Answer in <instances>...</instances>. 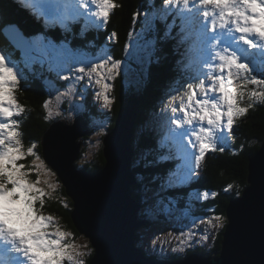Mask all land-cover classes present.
<instances>
[{
	"label": "rangeland",
	"instance_id": "374dc122",
	"mask_svg": "<svg viewBox=\"0 0 264 264\" xmlns=\"http://www.w3.org/2000/svg\"><path fill=\"white\" fill-rule=\"evenodd\" d=\"M113 2L114 0H112V4ZM5 3L6 1L4 4ZM28 4H31L33 11ZM24 5L30 12H24L22 10ZM11 6H15L14 11H21L26 16L27 20L29 17L35 18V20L38 21L37 25L40 26V34L44 37L40 36L37 37V39H32V52L30 54L20 53L18 61H16L12 56H9L7 53L3 52L2 47H0V57H3L4 63L7 65V67L12 68L13 72L17 74V80L22 76V74H20L21 68L19 66V62L26 64V67L32 74H41L39 69L36 71L33 70V64L39 63L40 66H43L42 70H46L57 75L61 85L55 84V82L48 77H45L43 80L45 84L44 87L46 90V96L44 98L45 101L42 105V110L44 113V121H51L49 127L53 123L61 120L64 121L67 126H71L75 119L81 113H83V110H95L100 111L103 114L102 116H99L98 114H94L95 116L89 115L92 118H89L88 122V124H90V132L88 133L84 144L80 143V149L83 148L84 152L82 155L78 154V158L75 160V162L81 166L85 164H92L96 159V155L100 147L103 146L102 137L105 136V133L112 122V113L110 110L112 107H114V88L116 86L117 79L121 80L120 82H122L124 89H133L136 92H138V89L142 85H145L144 82L148 79V67L155 57L153 42L154 38L150 35V27L152 25V20L155 19L156 14H159L163 19L166 17H169L170 19V23L168 22L165 24V28L163 30L164 38L170 37L169 29H172L173 26L178 25L177 32H181L182 35L178 36L176 40L178 42L180 40L186 42L188 39L185 17L183 15L184 5L178 2V0H172L171 5L165 3L163 0L160 4V8H157L152 3L149 13L144 18V20H146L144 27L139 30L135 29V31H132L129 34L122 59H116L114 57L113 52L116 46L115 38L112 35L107 36L106 33H104L107 21L102 23L101 21L103 18L97 15V13H99L101 10L100 5H95L92 12L84 14L80 12L73 13L71 11V8H73V0H67V2H65V0H23L17 4H12ZM191 6L192 3L189 4V7ZM111 8L113 7L108 9L109 12ZM35 10L36 12L49 11L51 15L48 14L39 16L40 14L36 13ZM203 10L211 12L214 9L205 6ZM175 12L177 20L174 18ZM170 16L172 18H170ZM42 17L45 20L47 19L48 23L45 22ZM178 20L181 21L182 27L180 26V23H178ZM85 22H87V24ZM16 24H14L13 27L21 29V27ZM80 26L82 28H80L79 36L78 34L76 35V40L80 38L81 34H86L87 29L92 28V30H94L95 28L97 29L96 32L99 37L98 39H100V35H104V41L107 40L110 43L105 44L104 41L100 40L97 42V40H95V44L97 45L96 49L94 50L95 47L93 45L91 46L90 50H87L80 49L72 45H62L61 42H59L65 40V38L62 36L65 31L70 32L73 30V27L78 29ZM2 29L8 33V36L15 34L14 29H12L10 26L4 25ZM53 37H56L59 41L55 42L53 39H51ZM73 42L74 41H72V43ZM231 45L242 59V57L245 56L244 49L246 46L233 43ZM25 48H27V46H25ZM187 49V56L190 57V60L188 61L191 62L192 42H188ZM109 56L112 57L111 60H108ZM179 57L182 59L183 55L180 54ZM243 60H249V58H244ZM105 61H107V63H105ZM116 61H119L118 68L113 73H109L108 69L111 68L112 64L116 63ZM101 63H104V67L98 69L99 75L90 71L94 65ZM187 63L183 64L187 66ZM252 66L254 67L253 75H258V78L264 79V69L261 68L259 61L257 60L253 62ZM80 67H84L85 72H79ZM32 70L34 72H32ZM98 80L99 83L97 82ZM186 81H184L180 86L177 84L174 88H172V86L169 87L168 85L170 88L169 93H171L165 99L167 102L162 100V105L161 103L157 104V109L155 111H147L144 121L140 122V124H136L134 127L135 133L138 134L141 128H143V130L145 128L146 131H148L153 126L157 125L160 128V132L162 134L160 143L166 144L167 141L173 147L174 151V156L169 158V160L171 159V164L174 163L173 170L170 173V178H165L158 183L153 184L155 188L152 191L149 185L145 187V182L141 181L140 188L138 189L141 196V205L138 210V216L140 218V213L149 222L148 226L138 229L136 233L138 236V241L136 243L137 245L139 244L146 252L153 254L158 258H166L172 254L181 255L183 257L186 251L192 252V250L198 248H201L206 253V255L215 253V242L219 233L224 228H218L217 226H214L220 223V220H217V217L222 219L224 218L215 214L212 208L205 209L203 214L199 213L198 216L193 215L190 210H187L182 205L179 206L178 204L174 205L172 203L171 205H168L170 198L169 193L166 192L167 180H169L170 184H173V179L176 178L178 181L174 185L177 187L181 186L179 185V181H183L186 184L185 188L188 186L192 194L195 195L196 193V190L193 187L195 177L189 180L184 178L187 170L186 161L182 153L178 150L177 138L169 133V128L175 129V125L170 123V118H179L183 115V113L180 111L173 113L172 108H179L182 100L184 103L187 102L186 93L189 90L187 89V83H185ZM105 84L108 85L106 92L103 87ZM172 84L175 85L174 83ZM255 88L256 86L252 85L251 89ZM13 94L16 97V88L13 89ZM104 95H107L108 99L111 101V104L108 106L105 105L103 98ZM208 95L212 96L218 94L209 92ZM200 98H205V93H200ZM88 100L90 101L88 102ZM253 102L258 101L254 100ZM45 105H47V107H45ZM49 112H51V115H49ZM25 119V112L16 117L18 122V130L21 133V136L19 137L21 140V149L24 154L22 158L16 160V165L22 166L21 171L28 174L26 177L27 182H31L37 187L44 188L45 194L41 196V199L44 197L47 200H51L56 198L57 195H59L60 188H65V186L59 179L56 171L44 160L42 155V144L39 141H32L26 146L25 142L23 141L21 127L24 124ZM100 125H103V127H98ZM201 126L207 127V122H197L196 130L199 131ZM185 127L190 128L191 126L185 125ZM189 139L192 140L191 144L187 143ZM98 141L101 143H98ZM133 142L134 143L131 144V146L137 149L139 144H137L135 140H133ZM231 142L232 135L228 138L227 143L222 145V147L228 148ZM183 143L187 145V149L190 153L194 152L198 155V145L195 141V137L192 136L191 133H189V135L184 138ZM32 145H35L33 150L34 154H29L27 150ZM194 145L196 146L194 147ZM38 146L40 147L41 154L38 152ZM0 150H2V146H0ZM134 155L136 158L133 156L132 167H135L136 165L138 166L140 162L141 164L139 168H141V170L145 169L143 166L144 162H146V167H148V156L146 155V151L144 152L139 147ZM37 157H39V159H37ZM26 158L29 159L27 164L23 162ZM11 167V165H8L9 169ZM75 170L78 169L75 168ZM134 173L136 176L139 175L136 174V172ZM38 179L43 181L46 180L47 183H36ZM6 187L11 189L14 186L9 182L6 184ZM146 188H148L150 191ZM228 188H231L230 184L226 185L225 187L227 192H229ZM210 196H212V192L210 193ZM19 198L20 197L18 195L13 197V199L16 200ZM66 200V198H63L61 201L63 202V205L68 206ZM36 201L37 200H34L33 207L36 210L37 215L50 214L39 210L38 207L41 206V204L39 203L37 207ZM181 204H183V202H181ZM50 215H53L59 222L57 227H60L61 231L71 233L70 236L66 237V240L69 244L75 245V251L87 252L88 248L92 249L90 241L86 236L82 234L75 236L70 228L61 223L60 216L53 213ZM54 230V228L49 229V231ZM9 243L10 242L0 240V245ZM92 252L93 250L91 253ZM91 253L87 257V264L89 263L88 258L91 256ZM20 254L22 256V253H17L10 247H8L6 250H0V261H3L0 262V264H13L12 255L18 257ZM26 259V257L22 256L18 261H25ZM14 263L17 264L16 261H14ZM28 264H30V262H28ZM62 264H71V262L67 259H64Z\"/></svg>",
	"mask_w": 264,
	"mask_h": 264
},
{
	"label": "trees",
	"instance_id": "16d2710c",
	"mask_svg": "<svg viewBox=\"0 0 264 264\" xmlns=\"http://www.w3.org/2000/svg\"><path fill=\"white\" fill-rule=\"evenodd\" d=\"M3 1H6V3L4 4ZM162 1L163 0H114V7L111 8L109 12L104 33H106L107 36L112 35L116 40V46L113 52L116 59L123 58L129 34L132 31H135V29L139 30L144 27L146 23L144 18L149 13L152 3L157 8H160ZM19 2L21 1L19 0ZM11 5V0H0V14L4 17L3 21L0 22V47L9 52L12 57L18 61L20 53L14 50V48H12V46L7 42L4 35V29H2V27L4 25L13 24L11 22L15 21L14 23H17V25L21 27L24 35L28 38L34 39L35 37L43 35L40 34V26L37 25L38 21L35 20V18L29 17L27 20L26 16L21 11H14L15 6ZM22 10L24 12H30L25 7H22ZM169 21V17L163 19L159 14H156L155 19L152 20L150 35L154 38L155 57L148 67V79L144 82L145 85H142L138 89V92L133 89L126 90L124 89L122 82H120L121 80L117 79V83L114 88V107L110 110L112 113V122L107 129V132L114 126L119 109L122 106L124 99L130 94H134L141 98L137 113V124H140V122L144 121L147 111H155L157 109V104L161 103L162 105V100L167 102L165 99L171 93H169V87L172 86V88H174L177 84L180 86L184 81H186L180 73L185 70L183 60L186 58L185 54L187 43L181 40L178 42L176 40V38L180 36V32H177L178 25L169 29L170 37L164 38L163 30L165 28V24ZM80 28L82 27L80 26L78 29L73 27V30L70 32L65 31L62 35L65 38L63 41H59L56 37L51 39L55 42H61L62 45L67 44L87 50H90L93 45L95 47L94 50L96 49L97 45L95 44V40H97V42L100 40L104 41V35H100L101 37L98 39L99 37L96 32L97 29L95 28L94 30H92V28L87 29L86 34H83L84 37L80 35V38L76 40L75 37L77 34L79 36ZM113 33L116 35H113ZM72 41L74 42L72 43ZM104 43L109 44L110 42L106 40ZM173 53L183 55L181 61L180 57L176 60L175 70H173L171 63ZM33 65V70L36 71L39 69L41 71L40 75L32 74L29 72L26 64L19 62V66L21 68L20 74H22V76L17 80L16 85V99L23 106L26 116L24 124L21 127L23 141L26 146L32 141H39L41 143L43 133L46 132L51 124V121H44V113L42 110V105L46 96V90L44 87L45 84L43 82L44 78H51L55 84H60V80H58L56 74L42 70L43 66H40L39 63H34ZM33 70L32 72H34ZM251 88L252 85H249V89ZM89 101L90 100H88V102ZM249 102L252 103V107L247 106ZM240 103L241 106L248 107L247 114L244 117L237 119L232 133V142L229 144L228 148H224L223 151L217 150L214 152L209 150L208 153L210 154L206 156L205 161L202 162V166L196 172V177L194 178L193 187L195 188L197 194H191L188 186L185 188V185L177 187L176 185L171 186V184H167L166 192L169 193L170 198V204L168 203V205H171L172 203L174 205L178 204L179 206H184V202L188 201V203H194L196 209L203 208L202 212H204V209L206 208H212L215 214L226 219V208L230 203V200L240 196L244 188L247 186L248 158L257 151L264 137V102L249 101L247 97H245L240 101ZM94 114H98L99 116L103 115L100 111L95 110H83V113L80 115L89 122V118L92 119L91 116H95ZM89 132L90 128L78 139V142L81 141L84 144ZM136 134L137 133L133 135L132 139L139 144L138 147H141V150L144 152L146 151V155L148 156V167H146V162H144L143 166L145 169L141 170V168H139L141 164L140 162L138 166L136 165V168H134V172L139 174L137 175L139 182L137 185H133L131 190L133 197L140 201V192L138 189L140 188L141 181L145 182V187L149 185L152 191L155 188L153 184L158 183L165 178H170V173L173 170L174 163L171 164V159L169 160V158L174 156V151L173 147L167 141L166 144L160 143L162 134L157 125L153 126L148 131H146L145 128L144 130L141 128L138 134ZM38 152L40 153L39 146ZM83 152L84 149L81 148L80 155H82ZM28 160L29 159L26 158L23 162L27 164ZM104 165L105 159L103 157L102 147H100L96 155V159L92 164H85L81 166L74 162L76 169L84 170L92 174L98 173ZM173 180L175 184L178 181L176 178ZM229 184L231 185V188H228L229 192H227L225 187ZM204 192H209V196L205 198L201 195L203 200L197 201L196 196L200 193L203 194ZM211 192H214L215 195L210 196ZM62 197L67 199L66 202L68 206L63 205V202L61 201L63 200ZM42 200L44 201V204L39 207L38 204L40 203V200L36 201V206L39 210L50 214H57L61 217V223L70 228L75 236L80 234L74 227L71 219L72 199L67 196L65 188H60L59 195H57L56 198L47 200L43 197ZM181 202H183V204H181ZM190 210L194 213L192 208ZM226 224L227 222L225 225ZM223 230L224 228L219 233L215 242L214 250H216L217 253L220 250ZM137 241L138 236L136 234L135 245H137ZM137 246L144 251L139 244ZM193 251L203 255L206 254L201 248L192 250V252ZM189 253H191V251L185 252V254ZM177 256L181 255L172 254L170 255V258H175ZM90 257L91 256H89V258Z\"/></svg>",
	"mask_w": 264,
	"mask_h": 264
},
{
	"label": "water",
	"instance_id": "95a60500",
	"mask_svg": "<svg viewBox=\"0 0 264 264\" xmlns=\"http://www.w3.org/2000/svg\"><path fill=\"white\" fill-rule=\"evenodd\" d=\"M4 35L16 51L30 52L24 48L25 37ZM140 99L134 94L124 99L116 123L102 139L106 164L97 174L74 166L82 144L77 140L88 131L83 116L71 126L55 122L42 135L43 158L72 199L73 225L90 241L93 252L88 264H264V137L248 158L247 186L226 208L227 224L218 253L161 260L135 245L138 229L148 222L139 218L140 203L131 190L135 184L130 169L132 127Z\"/></svg>",
	"mask_w": 264,
	"mask_h": 264
},
{
	"label": "snow or ice",
	"instance_id": "6c2138e0",
	"mask_svg": "<svg viewBox=\"0 0 264 264\" xmlns=\"http://www.w3.org/2000/svg\"><path fill=\"white\" fill-rule=\"evenodd\" d=\"M67 2V0H65ZM172 0H165V3L171 5ZM184 5L183 15L185 17L187 36L192 41V58L196 61H201L204 58L207 49H211V55L204 60L208 65L207 75L203 83L189 85V91L186 93L187 102L183 100L179 108L173 107L172 112L180 111L183 115L179 118H170V123L175 125V129L169 128V133L177 138L178 150L182 153L187 170L185 179H191L195 175V170L202 165L206 159V153L211 151H223L222 145L227 143L228 138L232 135L234 126L238 118L244 117L247 114L248 107L241 106L240 97L242 93L247 92L248 96L256 101L264 102V90L259 88L249 89V85H255L259 81H247L240 75L241 56L231 46L235 36L233 33H238L240 42L246 44L244 55L252 57L247 60L249 64L259 61L260 66L264 69V48L258 47L256 42L252 40L248 32L251 28L248 25H242L237 19L233 23L232 18L227 14L225 9L233 10L231 5H221L216 0H204L202 8L218 7L221 9L219 13L213 12L211 15L205 11L204 15L211 20L210 29L202 27L198 19L191 13L193 9L189 7L194 0H178ZM101 10L98 15L108 17L110 7H114L112 0H108V6L104 3L100 4ZM73 13H79L77 8H71ZM261 21L253 20L251 27L256 33H261ZM114 35H116L114 33ZM251 50V51H249ZM4 68H9L4 63L0 65ZM119 66L118 63H113L108 69L109 73H113ZM104 63L94 65L90 71L98 73V69L103 68ZM246 67V66H245ZM12 71V75L17 82V74ZM79 72H85L84 67L79 68ZM67 79V78H65ZM99 83V80L97 81ZM105 92L108 85H103ZM218 95H208V93ZM200 93H205V98H200ZM221 97L225 103H221ZM105 105L111 104L107 95H104ZM235 104L234 108L232 105ZM47 107V105H45ZM24 112V108L20 105L14 95L8 94V88L5 87L0 91V240L5 241L11 236L9 242L16 244L19 241L26 247H22L21 251L31 257L29 261H35L36 264H42L43 261H50L51 264H62L63 258L74 259L70 251L60 249H49L43 251L31 244L30 239L34 233L39 231V223L34 222L37 217L36 210L30 200H35L39 197V190L35 184H29V187L37 190V196L29 197L22 190L20 185L28 184L26 181L27 173L21 171L22 166L16 165V160L23 157L21 149V133L18 130V122L16 117ZM51 115V112H49ZM207 122V127L201 126L197 131V122ZM185 125L191 126L190 128ZM191 133L195 137L198 145V155L194 152L190 153L187 145L183 143L186 136ZM187 143L191 144L189 139ZM196 145H194L195 147ZM35 145L28 148L29 154H34ZM39 159V157H37ZM35 163V162H34ZM8 165L12 167L9 169ZM11 183L14 187L8 189L7 183ZM45 183L47 181L45 180ZM15 195L20 198L13 199ZM203 197L207 198L209 192H204ZM214 196L215 193L213 192ZM41 199V197H39ZM219 220V217H217ZM7 229V230H5ZM63 235V233H61ZM7 244L0 245V250H6ZM55 258V259H54Z\"/></svg>",
	"mask_w": 264,
	"mask_h": 264
},
{
	"label": "clouds",
	"instance_id": "9594fccd",
	"mask_svg": "<svg viewBox=\"0 0 264 264\" xmlns=\"http://www.w3.org/2000/svg\"><path fill=\"white\" fill-rule=\"evenodd\" d=\"M102 2L104 3L105 7L108 6V0H73V7L77 8L80 13L84 14V13L92 12L94 6L100 5ZM164 2H165V0H164ZM216 2L218 4H221V5H231L233 10L229 11V10L225 9V11H227V14L232 18L233 23H235V21L237 19H239V21L242 25H248L251 28V30L248 32L249 36L252 38L253 41L256 42L258 47L264 48V0H216ZM11 3L17 4V3H19V0H11ZM203 3H204V0H194V2L192 3V6H191V9H193L191 14L198 19V22L202 27H207L209 29V32H211V29H210L211 20H209L204 15L205 11H207V10H203V8L201 7V5ZM213 9H214V11H212V12L207 11L209 13V15H211V13H213V12L219 13L221 11V9L218 7H214ZM97 15H98V13H97ZM98 16H100V15H98ZM100 17H102V16H100ZM108 17H102L103 20L101 22L102 23L106 22L108 20ZM3 19H4L3 15L0 14V22H2ZM253 20L261 21V23H260L261 33H256L254 28L251 27ZM14 22L15 21H12L11 23H14ZM113 35H114V33H113ZM234 36H235V39L233 41V44L246 46V44L240 42L241 38L239 35L234 34ZM210 55H211V49H207L203 60L196 61L192 58L191 62L188 64L186 69L180 73V75H182L183 78H185L188 81H192V82L187 83V89L188 90H189V87H188L189 85H193V84H197V83H203L205 76L207 75V67H208V65L206 63H204V60H207V57ZM111 59H112V57L109 56L108 60H111ZM178 59H179V55L177 53H173L172 57H171V63H172L173 70H175V68H176V60H178ZM118 62L119 61H116V63H118ZM105 63H107V61H105ZM3 64H4V59H3V57H0V65H3ZM240 65H241L240 75L242 77H244V79L247 81H252V82L259 81V83L256 84V87L261 89V90H264V79L258 78V75H253L254 67L252 66V64H249L247 60L241 59ZM9 69H11V68H4V67L0 66V91H2L7 86L8 94L14 95L13 89L16 88L17 82L12 75V71H10ZM193 82H195V83H193ZM245 97H247V99L249 101H254V99H252L248 96L247 92L242 93V95L240 97V101L243 100ZM221 103H225V100L223 97H221ZM232 106L234 108L236 107L235 104H233ZM247 106L252 107V103L249 102ZM98 127H103V125H100ZM98 143H101V142L98 141ZM36 183L44 184L45 181L38 179ZM29 184H32V183L29 182L28 184L20 185V187L22 188V190L24 192H26L28 194V196L30 198L37 196V190L29 187ZM184 185L186 186L185 183H182L181 186H184ZM38 190H39V197H41L42 195L45 194L44 188L38 187ZM199 196H200V194H199ZM39 197H37V199H35V200H40V204H41V206H43L44 201L42 199H40ZM196 200L201 201L200 197L196 198ZM30 202L33 204L34 200H30ZM138 202L141 205V202L140 201H138ZM184 207L187 210H190V208H192L194 213H192L191 210L190 211L193 215L199 216V213L203 214V212H202L203 208L196 209L194 203H190V202L188 203V201H186V203L184 204ZM139 215H140V218L147 221V219L144 216H142L140 213H139ZM219 220H220V223L218 225H214V226H217L218 228H223L225 223H226V219H222L219 217ZM37 221L39 223V231L34 233L31 237L27 238V239H30L32 245H34L35 247H37L43 251H47L49 249L55 250V249L63 248L65 251H70L72 256L74 257V259H71V260L68 259L67 257H64L63 260L67 259L68 261L71 262V264H87V257L91 253L92 249L88 248L87 252L75 251L74 250L75 245L69 244L66 240V237L70 236L71 233L61 231V228L57 227V224L59 222L56 220V218L53 215H50V214H48V215H45V214L37 215V217L34 218V222H37ZM148 222H147V224H148ZM50 228H54L55 230L49 231ZM5 230H7V229H5ZM61 233H63V235H61ZM10 236H11V232H9V237L5 239L6 242H9ZM17 239H18V242L16 244L9 243V244H7V248L10 247L11 249H14L15 252L22 253V256L27 258L25 261H17V264H28V262L31 260V257L29 255H27L26 253H24L23 251H21L22 247H26L28 245H24L22 242L19 241V238H17ZM61 241H64V242H61ZM85 247H87V246H85ZM214 251H215V253L217 252L216 250H214ZM143 252L147 256L156 257L155 255L150 254V253L146 252L145 250ZM193 253H198V252L195 251ZM193 253L191 252L189 254L183 255V257L177 256L175 258H177V259L184 258V257H187V256L193 254ZM205 256H209V254L208 255L205 254ZM156 258H158V257H156ZM159 259H161V260L162 259H170V256H168L166 258H159ZM32 264H36V262L32 261ZM42 264H51V262L45 260L42 262Z\"/></svg>",
	"mask_w": 264,
	"mask_h": 264
},
{
	"label": "bare ground",
	"instance_id": "6f19581e",
	"mask_svg": "<svg viewBox=\"0 0 264 264\" xmlns=\"http://www.w3.org/2000/svg\"><path fill=\"white\" fill-rule=\"evenodd\" d=\"M4 2V1H3ZM30 7H31V9H32V11H33V7L31 6V4H28ZM24 7H25V5H24ZM26 8V7H25ZM214 11V10H213ZM212 12V11H211ZM40 14L41 15H48V14H51L49 11H41L40 12ZM174 16H175V20H177V17H176V12L174 13ZM170 18H172L171 16H170ZM42 19L43 20H45L43 17H42ZM45 22H47L48 23V21H47V19L45 20ZM178 23H180V26L182 27V23H181V21L180 20H178ZM15 24V23H14ZM17 25V24H16ZM173 28V27H172ZM14 33V32H13ZM233 34H235V35H238V33H233ZM182 35V33L180 32V36ZM81 36L82 37H84L82 34H81ZM188 39L186 40V42L185 43H187L188 44V42H192L191 41V39L189 38V37H187ZM232 46V45H231ZM25 48V47H24ZM3 50V52H5V53H7L9 56H12L9 52H7L5 49H2ZM14 50H16V49H14ZM22 53H27V52H22ZM252 59V58H251ZM250 59V60H251ZM188 60H190V57H188L187 56V50H186V58L183 60L184 61V63H187V64H189L190 63V61H188ZM180 61H181V59H180ZM186 67L187 66H185L184 65V68L186 69ZM190 82V81H189ZM185 83H188V81H186ZM183 84V83H182ZM181 84V85H182ZM139 106H140V104H139ZM139 106H138V109H137V111H136V115H135V120H134V126L132 127V131H133V135H135V131H134V127L136 126V124H137V119H138V117H137V113H138V110H139ZM122 107V106H121ZM120 111H121V109H120ZM120 111H119V113H118V116H119V114H120ZM118 116H117V118H116V120L118 119ZM85 119V118H84ZM86 120V119H85ZM116 120H115V123H116ZM85 127L86 128H88V130H89V128H90V126H89V124L87 123V125H85ZM132 144H133V139H132ZM132 147V146H131ZM139 148V147H138ZM141 148V147H140ZM132 150H133V152H132V155L133 154H135L136 152H137V150L138 149H135V147H132ZM134 157H135V155H133ZM136 167V166H135ZM135 167H132V164H131V171L134 173V168ZM135 178H134V185H137L138 184V178H137V176L135 175L134 176ZM133 185V184H132ZM132 189V188H131ZM227 222V221H226ZM148 224H146L145 226H147ZM5 261V260H4Z\"/></svg>",
	"mask_w": 264,
	"mask_h": 264
}]
</instances>
